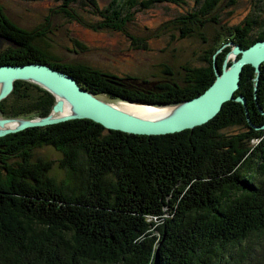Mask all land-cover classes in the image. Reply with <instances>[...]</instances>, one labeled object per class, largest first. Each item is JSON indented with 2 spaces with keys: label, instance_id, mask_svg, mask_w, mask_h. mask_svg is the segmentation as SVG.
Wrapping results in <instances>:
<instances>
[{
  "label": "trees",
  "instance_id": "16d2710c",
  "mask_svg": "<svg viewBox=\"0 0 264 264\" xmlns=\"http://www.w3.org/2000/svg\"><path fill=\"white\" fill-rule=\"evenodd\" d=\"M59 1L52 12L80 19L81 6L100 16L85 25L122 31L138 48L146 42L128 30L133 8L187 2L110 0L101 8L97 0ZM220 1L194 0L169 21L180 37L202 38L200 64L184 65L180 80L168 71L167 81L137 95L127 90V76L64 61L46 41L48 25L22 27L1 3L0 39L11 44L0 50V65L46 63L99 97L176 104L214 81V62L221 71L231 48L217 52L224 43L246 48L264 37V17L220 23ZM254 77L245 65L234 93L245 97L249 121L240 102L228 101L207 123L171 134L136 135L73 119L0 137V264H264V61L256 91ZM54 103L47 90L17 80L0 109L5 117L31 118ZM229 127L242 129L225 133ZM44 146L61 153L69 183L48 175L53 160L32 159Z\"/></svg>",
  "mask_w": 264,
  "mask_h": 264
},
{
  "label": "rangeland",
  "instance_id": "374dc122",
  "mask_svg": "<svg viewBox=\"0 0 264 264\" xmlns=\"http://www.w3.org/2000/svg\"><path fill=\"white\" fill-rule=\"evenodd\" d=\"M109 1L97 0L101 8ZM0 3L9 18L22 27L34 29L48 25L46 41L50 44L51 51L64 61L84 62L124 77L127 74L144 77L149 82L148 86L167 81L168 71L172 72V77L180 80L184 65L200 64V55L204 48L202 38L199 35L180 37L179 29L169 23L174 17L191 9L194 0L176 4L157 2L148 8H133V20L127 27L133 35L145 40V48L136 47L135 44L139 42H131L122 31L88 27L84 22H94L100 16L82 9L81 6L76 11L80 19H69L62 12L51 11V8L61 3L59 0H0ZM216 13L220 23L229 26L240 23L249 14L260 19L264 17V0H221ZM163 23L169 24L162 27ZM74 39L81 45L74 43ZM10 44L9 41L0 39V50ZM32 89L36 91L35 88ZM100 98L117 102L104 94ZM134 107L133 110H136ZM241 129L242 127H229L224 132L234 133ZM39 158L55 162L48 175L56 183L70 182L68 172L58 165L61 158L59 151L51 146L35 149L32 159Z\"/></svg>",
  "mask_w": 264,
  "mask_h": 264
},
{
  "label": "water",
  "instance_id": "95a60500",
  "mask_svg": "<svg viewBox=\"0 0 264 264\" xmlns=\"http://www.w3.org/2000/svg\"><path fill=\"white\" fill-rule=\"evenodd\" d=\"M230 46L223 60L221 71H217L214 81L195 97L172 105H152L141 102L104 100L82 88L69 74L52 68L46 63H27L21 65H0V101L13 90L14 81L22 80L33 83L55 97L51 111L36 117H2L0 116V137L16 133L30 127H41L73 119H89L109 130H117L136 135H164L180 132L203 125L214 118L228 101H238L248 109L243 95H235L239 88L242 69L251 65L254 69V90L260 75V65L264 61V37L246 48L228 41L218 48ZM230 61V63H228ZM121 85L119 82H114ZM66 102L70 109L63 111ZM124 104V105H123ZM140 104L150 109L173 107V109L154 114L140 115L125 105ZM264 114V112L259 108ZM10 121H17L14 126L5 127ZM264 128V124L260 126Z\"/></svg>",
  "mask_w": 264,
  "mask_h": 264
},
{
  "label": "flooded vegetation",
  "instance_id": "af4514ba",
  "mask_svg": "<svg viewBox=\"0 0 264 264\" xmlns=\"http://www.w3.org/2000/svg\"><path fill=\"white\" fill-rule=\"evenodd\" d=\"M123 82H125V80H123ZM148 84H149V82L146 81L144 79V77L139 78L133 74H127V90H130L131 93H133L135 95H137V93H140L142 91H147L149 89ZM0 116L5 117L2 115L1 109H0Z\"/></svg>",
  "mask_w": 264,
  "mask_h": 264
},
{
  "label": "bare ground",
  "instance_id": "6f19581e",
  "mask_svg": "<svg viewBox=\"0 0 264 264\" xmlns=\"http://www.w3.org/2000/svg\"><path fill=\"white\" fill-rule=\"evenodd\" d=\"M69 106L66 102L63 103V111L65 112V109L66 111H68V107ZM124 105V104H123ZM127 106V108H130L133 110V107L134 106H137V107H134L136 110H134L135 112H137L138 114L140 113V115H146L150 112H153L154 114H159V113H162V112H165V111H168V110H171L173 109V107H166V108H154L155 110H152L148 107H145V106H142L140 104H133V105H125ZM66 107V108H65ZM70 107V106H69ZM150 110V111H149ZM18 122L17 121H10V122H7L4 126L5 127H8V126H14L16 125Z\"/></svg>",
  "mask_w": 264,
  "mask_h": 264
}]
</instances>
